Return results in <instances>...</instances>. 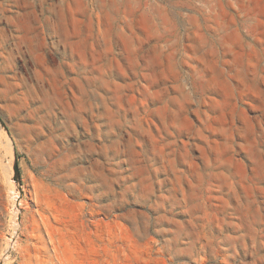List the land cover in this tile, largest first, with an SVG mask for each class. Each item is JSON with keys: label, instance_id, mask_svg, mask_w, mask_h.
<instances>
[{"label": "rangeland", "instance_id": "1", "mask_svg": "<svg viewBox=\"0 0 264 264\" xmlns=\"http://www.w3.org/2000/svg\"><path fill=\"white\" fill-rule=\"evenodd\" d=\"M0 264H264V0H0Z\"/></svg>", "mask_w": 264, "mask_h": 264}, {"label": "water", "instance_id": "2", "mask_svg": "<svg viewBox=\"0 0 264 264\" xmlns=\"http://www.w3.org/2000/svg\"><path fill=\"white\" fill-rule=\"evenodd\" d=\"M17 170V168H15Z\"/></svg>", "mask_w": 264, "mask_h": 264}]
</instances>
